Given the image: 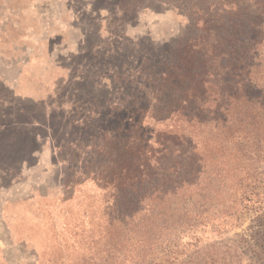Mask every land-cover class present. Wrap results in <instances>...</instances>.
Wrapping results in <instances>:
<instances>
[{
    "label": "trees",
    "instance_id": "trees-1",
    "mask_svg": "<svg viewBox=\"0 0 264 264\" xmlns=\"http://www.w3.org/2000/svg\"><path fill=\"white\" fill-rule=\"evenodd\" d=\"M198 5L202 34L178 50H165L166 61H158L165 68L133 80L136 87L154 89L151 104L87 108L83 118L69 120L79 128L71 145L84 155L74 173L82 179L74 184L97 183L109 206L106 218L82 238L89 244L83 264H233L224 241L203 244L207 233L239 225L259 195L258 174L240 164L242 154L259 150L256 124L264 123V0H199ZM152 80L156 84L150 86ZM41 109L51 111L47 122L3 121L1 137L24 151L38 141L39 127L54 131L56 108ZM63 109L58 107L67 120ZM214 127L222 140L206 131ZM227 135L241 156L231 168L213 158L215 147L225 150ZM8 156L19 164L27 161V154ZM226 193L234 198L223 199ZM69 241L61 234L55 264H61Z\"/></svg>",
    "mask_w": 264,
    "mask_h": 264
},
{
    "label": "rangeland",
    "instance_id": "rangeland-1",
    "mask_svg": "<svg viewBox=\"0 0 264 264\" xmlns=\"http://www.w3.org/2000/svg\"><path fill=\"white\" fill-rule=\"evenodd\" d=\"M198 4L199 0H0V123L16 118L47 122L51 111L43 114L41 108H56L51 118L54 131L39 127L38 141L24 151L0 135V264H50L49 258L55 264L53 251L61 234L70 238L61 264H83L89 244L82 238L106 218L109 206L97 183L74 184L82 179L74 173L82 167L84 155L82 148L71 145L79 128L69 120L83 118L87 108L107 111L115 103L151 104L154 89L136 87L133 80L165 68L158 63L166 61L165 50H178L187 39L202 34ZM155 84L152 80L149 85ZM59 106L68 112L67 120ZM258 122L259 150L242 154L245 160L240 164L259 176L256 203L245 208L239 225L204 237L203 246L224 241L233 264H264V123ZM206 131L222 140L217 127ZM226 139L225 150L215 147L213 158L231 168L241 156L234 151L232 137ZM19 153L27 154L23 164L8 156ZM102 169L101 165L96 170ZM228 198L234 197L226 193L223 199Z\"/></svg>",
    "mask_w": 264,
    "mask_h": 264
}]
</instances>
